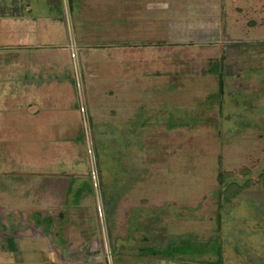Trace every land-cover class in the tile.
<instances>
[{
	"label": "rangeland",
	"instance_id": "rangeland-1",
	"mask_svg": "<svg viewBox=\"0 0 264 264\" xmlns=\"http://www.w3.org/2000/svg\"><path fill=\"white\" fill-rule=\"evenodd\" d=\"M53 1L0 45V264H264V0Z\"/></svg>",
	"mask_w": 264,
	"mask_h": 264
},
{
	"label": "crops",
	"instance_id": "crops-1",
	"mask_svg": "<svg viewBox=\"0 0 264 264\" xmlns=\"http://www.w3.org/2000/svg\"><path fill=\"white\" fill-rule=\"evenodd\" d=\"M58 1H59V6L58 7L61 6L64 9V7L62 5V0H58ZM32 2H33V5L34 6H32ZM32 2L29 0V1L26 2L27 4H24V5H25L26 9H28L27 11L30 14H34L35 16H38L37 18L35 17V20H33V22L36 23V26H35L34 23L33 24L32 23H29V21H27L24 18H22V20H20L21 21L20 22L21 24L25 22L24 25H21V24L18 25V22H17V20L15 21V18L14 19H8V20H5L4 18H2L0 20V45H7V46H9V45H13V46H31V45H34V44H28V43H21V44L18 45V43L16 44V42H19L21 38H24L25 37V33L27 32V29L28 28H30V30H32L33 33H37L38 30H39V27H38L39 22H43L44 21V23H46L47 26H44L43 24L40 23L41 24V28L44 29V28L47 27V30L49 29V25L48 24H51L52 26L54 25V24H52V22L49 19H47L45 17L46 16L45 15L46 13L42 11V9H41L40 6H38L39 4H36V6H35V3L37 2V0H32ZM41 2H43V4H44L45 7L46 6L49 7L50 5H55L54 1L52 2V0H41ZM72 5L74 6V8H78L77 6L79 5V3L77 2V0H73ZM37 7H40L39 8L40 9V12H41L40 16L43 15L45 18L43 17V19H41L39 17V12L36 10ZM34 8H35V10H34ZM49 12L50 11H48L47 14H50L49 16H51L53 13H49ZM77 12L78 11L73 12V13L75 14ZM47 20L50 21V22L48 23ZM19 27H23V28H19ZM19 33H21L23 35H18ZM9 39H12L13 41L12 40L9 41ZM8 75L10 77V75H13V74L12 73H8ZM40 235L43 236V231H41ZM47 236H49V235H47ZM80 244H83V242L82 243H79V245ZM74 249H78V248H74ZM93 250H95V249H93ZM86 253H87V251L81 253L80 255H78L80 258H82V261H81V262H83L82 264H87L84 261V257L86 255ZM64 259H66V258H64ZM69 260L71 262H73V263H76L77 262L73 258L72 259H69ZM90 264H96V258L95 257L90 259Z\"/></svg>",
	"mask_w": 264,
	"mask_h": 264
},
{
	"label": "trees",
	"instance_id": "trees-1",
	"mask_svg": "<svg viewBox=\"0 0 264 264\" xmlns=\"http://www.w3.org/2000/svg\"><path fill=\"white\" fill-rule=\"evenodd\" d=\"M69 2H70V5H71V8H70V9H72V12L79 11V5L77 6L78 8H74V6L72 5L73 0H69ZM122 18L125 19L126 16H124V14H123V15L121 16V19H120L121 21H123ZM120 28H121V27H120ZM215 54H216V53H215ZM216 63H217V62H216ZM212 71L219 75V78H220V86H221V90H222V69H221V67H219L218 63H217V64H213ZM174 119H175V118H170V121H172V120H174ZM168 121H169V120H168ZM178 123H179V122H175L174 125H177ZM174 125H173V126H174ZM173 126H171V127H173ZM239 193H240V191H239V192H236V191H235V193H233V195L230 196V198H227V199H225V200H226L227 202H230V200H231L232 198H234L235 196H237Z\"/></svg>",
	"mask_w": 264,
	"mask_h": 264
},
{
	"label": "built area",
	"instance_id": "built-area-1",
	"mask_svg": "<svg viewBox=\"0 0 264 264\" xmlns=\"http://www.w3.org/2000/svg\"><path fill=\"white\" fill-rule=\"evenodd\" d=\"M110 254V253H109Z\"/></svg>",
	"mask_w": 264,
	"mask_h": 264
}]
</instances>
